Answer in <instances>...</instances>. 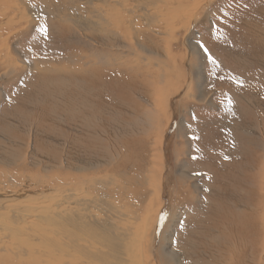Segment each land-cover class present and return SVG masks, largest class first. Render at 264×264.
Returning <instances> with one entry per match:
<instances>
[{
	"label": "rangeland",
	"instance_id": "rangeland-1",
	"mask_svg": "<svg viewBox=\"0 0 264 264\" xmlns=\"http://www.w3.org/2000/svg\"><path fill=\"white\" fill-rule=\"evenodd\" d=\"M204 3L203 8L206 7V2ZM44 6L50 7V2L45 3ZM206 8L205 12L198 10V17L193 25L194 28L191 27L190 35H186L184 29L174 32V40L171 43L172 60L166 64V70L163 65H157L155 56L156 59L152 64H149L148 67L144 66L140 72L148 77L147 80L140 83L141 77L136 82L132 81L130 76H126L128 80L122 79L120 88L123 95L127 96L123 89H127L126 87L129 85L133 88L138 86L136 90L143 91L144 95H136L131 102H128L127 99H119L120 95L117 91H115L116 94L108 93L111 95L110 101L113 103L110 102L106 108L99 110L98 122L94 123L96 125L94 129L100 134L99 139L101 140L96 141L95 144L89 141L91 144L87 145L89 147L85 148L84 153L75 150L71 153L67 152L65 145L63 146L61 141H58V134L61 132L55 133L53 137L49 134V138L37 133L39 144L34 139V131L36 132L40 128L36 127L30 134L27 131L35 125V120L42 112L32 110L29 114L30 118L17 115L23 108L16 109L15 113H12V107L16 105L14 101L19 96L20 90H24L21 92L26 94L29 92L27 82L30 77L22 71V74L16 77L1 79L0 186L8 183L11 190L16 189L19 193H23L24 198L34 196L38 194L37 191L41 189L42 185L32 184L29 179L23 177V173L32 172V176H37L39 173L54 172L60 165L61 154H65L63 157L65 161L67 160L66 156L70 155L73 158L72 161H69L72 166L86 165V169L91 171L92 176H98V180H101L104 174H109V170L112 171L114 179L109 178V181L113 185H109V183L105 186V191H100L102 193L98 195V201H100L97 210L103 214L105 212L103 209H108L105 205L107 200V203L111 201L113 205L117 206L116 210L122 212L124 203L135 200L131 199L129 187L137 184L138 181L140 184H137L138 187L134 193L135 191L136 193L145 192V195L141 201L136 199L134 202L142 207L147 204L149 194H154V191H150L152 187L148 182L150 179L154 182V178H159L158 169L162 167L164 168V177L161 193H163L160 204H156L153 208L155 212L160 206L154 248L157 254L161 255L165 264H207V260H210L212 264L214 261V264H223L226 261H235L237 257L239 259L236 264H242L244 260L252 258L259 264H264V101L253 96L256 86L261 89L264 96V48L253 50L251 45L243 40H234V45H227L228 42H225L224 34L230 35L231 29H234L230 23L232 19L239 20V23L234 24V26H240L241 29L238 32L244 31L240 24L247 20L243 18L252 12L251 2L247 4L246 1H242L238 4L236 0H214ZM77 9L82 12L78 7ZM134 13L135 15H132L130 20H136L134 22L136 29L148 28L147 25L145 28L143 27L146 23L140 20L138 12ZM254 13L252 14L254 15ZM258 23L264 24V19L259 20ZM157 31L162 34L158 41L162 42V46H164L163 41L167 37L166 27H159ZM34 33L33 30L29 35H26L28 34L26 31L20 32L19 36L17 35L11 40L10 48L24 49L26 43L33 37H37V35L34 36ZM55 33L60 34V31ZM55 33H48L44 39L54 45L50 37L55 40ZM223 37L224 46H227L220 51L218 43ZM217 38H219L218 43H216ZM183 40H185V45L182 43ZM126 41L131 42L130 39ZM56 45L58 46L59 43ZM112 50L114 55L122 57V61L134 62L139 58V61L148 64L137 53L130 54L132 50H116V54L114 49ZM252 56H256V58ZM207 60L208 64H206ZM175 62L176 67L173 68L171 63ZM211 62L212 64H210ZM151 65L152 67H150ZM248 67L249 69H247ZM124 72L131 74L127 70ZM124 72L120 73L123 75ZM162 72L165 78L163 86L166 88L163 94L167 97V91L178 88L181 91L176 96L171 94L166 99V111L157 120V122L160 121L157 133L150 132V135H144L140 139L128 135L129 131L124 129L130 125H140L142 129V126L147 125L142 123L147 117V112L154 111L151 101L156 96L152 94L149 82H157L154 79L161 76ZM149 73L151 76L152 73L159 74L151 77ZM250 75L252 77L248 79ZM231 84L232 86H230ZM54 86L56 87L51 88L58 90L57 85ZM229 86L233 90L227 91L226 88ZM185 95L186 97H184ZM44 96L48 98V96ZM115 101L118 103L115 104ZM245 104L247 108L244 107ZM50 108L52 107H48L47 110ZM49 112L54 113L55 110L50 109ZM114 118L119 120L115 122V126L118 127L116 132L113 131ZM255 118L260 122L261 128L254 130V125H260L254 123ZM53 124L55 125V123ZM112 131L113 133H110ZM77 136L79 138V136H83V133L78 132ZM161 136L162 145L159 143ZM83 139L90 140V137L85 135ZM246 140L249 141L246 142ZM77 143L80 144V142ZM110 150H112V154L117 150L115 160H108L107 156H103L105 153L104 155H109L111 158ZM229 150L233 152L228 153ZM252 155L258 158L257 162L255 161L253 164L252 159L249 158ZM105 160L107 162L103 163ZM103 164L106 167L103 168ZM134 172L135 175H140V180L137 176L134 177ZM151 174L153 178H151ZM101 183L105 184L103 180ZM220 183L222 184L220 185ZM216 194L218 196L223 194L224 197L218 198ZM101 198L105 200L104 204H101L103 202ZM215 198L219 201L220 199L224 200L221 202V206L214 204ZM111 199H114L115 202ZM213 212L217 216H213ZM171 213L175 214L173 220H170ZM221 215L224 217L223 222L219 225L213 224L214 218H220ZM220 225H224L231 231H227L230 233L226 238V234L221 233L224 229L216 227ZM242 229L244 233L241 232ZM236 232L240 234L237 235ZM218 234L219 236L224 235V249H222V245L221 248L216 245ZM229 241L237 244V248L240 247V256L230 254L232 249Z\"/></svg>",
	"mask_w": 264,
	"mask_h": 264
},
{
	"label": "bare ground",
	"instance_id": "bare-ground-1",
	"mask_svg": "<svg viewBox=\"0 0 264 264\" xmlns=\"http://www.w3.org/2000/svg\"><path fill=\"white\" fill-rule=\"evenodd\" d=\"M213 1L0 0V80L16 77L22 74V71L30 77L27 82L29 92L26 91L28 92L26 94L21 92L24 90H20L19 96L14 101L16 105L12 107V113H15L16 109L23 108L17 115L30 118L29 114L32 110H40L42 114L35 120V125L27 131L30 134L36 127L40 128V130L34 131V139L39 144L37 133L49 138V134L53 137L55 133L61 132L58 134V141H61L63 146L65 145L67 152L71 153L75 150L84 153L85 148L89 147L87 145L92 142L95 144L96 141L101 140L99 139L100 134L94 129L96 128L94 123L98 122L99 110L106 108L110 102L113 103L110 101V94H116L115 91H117L120 95L119 99L124 98L128 102H131L136 95H144L143 91L136 90L138 86L133 88L131 85L127 86V89H123L127 96L123 95L120 88L122 79L128 80L126 76H130L132 81L136 82L141 77L140 83L147 80L148 77L140 72L144 66L148 67L149 64H152L156 59L155 56L157 65H163L165 68L166 64L172 60L171 43L174 40V32L184 29L186 35H190L191 27L196 23V17H198V10L205 12L208 4L211 5ZM242 1H246L247 4L251 2L252 8V12L243 18L247 20L240 24L244 28V33L238 32L241 28L234 24L239 23V20L234 18L230 21L234 29H231L230 35L224 34L225 42H228L227 45H234V40H243L250 44L253 50L264 48V24L258 23L259 20L264 19V0H236L238 4ZM48 2H50V7H45L44 4ZM204 2H206V7L203 8ZM134 12H138L140 20L146 23L143 27L145 28L147 25L148 28L136 29V23L134 24L136 20H130L132 15H135ZM253 12H255L254 15ZM162 26H165L167 30L165 32L167 37L163 41L164 46H162V42L158 41L162 34L157 31ZM250 27L252 29H249ZM32 30L35 32L34 36L37 35V37H33L26 43L24 49L10 48L11 40L17 35L19 36L20 32L26 31L28 32L26 35H29ZM58 31L60 34L55 33ZM48 33H55V40L50 37L54 45L44 39ZM185 38L187 37L185 36ZM128 39L131 42H127ZM217 39L216 43L219 41V38ZM57 43H59L58 46ZM182 43L185 45V40ZM218 46L220 51L226 47L224 46V37ZM112 49L115 54L116 50H132L130 54L137 53L148 64L139 61V58L134 62L122 61V57L114 55ZM256 56L252 57L256 58ZM234 60L237 61L235 58ZM208 63L207 60L206 64ZM171 66L175 68L176 62L171 63ZM214 68L216 67L214 66ZM125 70L131 74H125ZM120 72H124V74L122 75ZM158 74L152 73L151 76L149 73L151 77L158 76ZM163 75L164 73L155 77L154 80L157 82H149L152 94L156 96L151 101L154 111L147 112V117L144 116L145 120L143 123L141 122L147 125L142 126L143 129L140 125H130L124 129L129 131L128 135L140 139L150 132H158L160 121L157 122V120L166 111V99L171 94L176 96L181 91L180 88L172 89V91H167L166 97L163 94L166 90L163 86L165 82ZM165 76L167 77V75ZM250 77L252 76L250 75L248 79ZM55 84L58 90L51 88L56 87ZM230 86L226 88L227 91L232 89ZM253 96L264 101V96L258 86L254 89ZM117 103L118 101H115V104ZM45 107H52L50 109L55 112L50 113V109L47 110V108L43 110ZM244 107L247 108L246 104ZM116 120L114 118V132L118 131V127L115 126ZM254 123L260 124L256 118ZM90 125H94L91 127L93 131L89 127ZM256 128H261V124L254 125L253 129ZM78 132L83 133V136L78 138ZM85 135L90 137V140H84ZM77 142L80 144L78 145ZM139 142L141 141L139 140ZM159 143L163 144L162 136ZM231 151L229 150L228 153ZM116 152L113 155L110 150L111 158L109 155H104L105 153L103 156H107L108 160H115ZM119 155H121L120 152ZM63 157L65 154H61L60 165L54 172L39 173L37 176H32V172L23 173V177L29 179L32 184L42 185L41 189L39 188L40 190L37 191L38 194L34 196L24 198L23 193H19L16 189L11 190L8 183L0 186V264H165L161 255H158L154 248L160 206L158 209L155 208V212L153 210L156 204H160L163 193H161V186L164 168L158 169L161 179L159 174V178H154V182L152 179L148 182L152 187V190H149L154 191V194H149V200L144 207L134 202L136 199L141 201L145 195V192L136 193L135 191L134 193L138 187L137 184H140L138 181L137 184L129 187L131 199L135 200L132 199L133 202L124 203L122 212L121 210L117 211V206L113 205L111 201L107 203V200L101 198L103 201L101 204H104L105 201V205L108 207V209H103L105 212L101 214V211L97 210L100 201H98V195L100 191H105L107 184L113 185L109 178L114 179V174L109 170V174H104L103 178L98 180V176H92L91 171L86 169V165L74 167L69 163L73 160L70 155L66 156V161ZM255 157V155L249 157L252 159V164L257 162L258 158L255 159ZM106 162L105 160L103 163ZM102 167L104 168L106 165L103 164ZM135 174L134 172V177L137 176L140 180V175ZM221 179L223 180V178ZM102 180L105 184L101 183ZM8 181L10 183V180ZM10 185L12 186L11 183ZM112 191L114 192V190ZM124 194L126 193L124 192ZM216 198L214 204L221 206L220 204L224 200L220 199L219 201ZM114 199L111 200L115 202ZM119 203L121 204V201ZM212 215L217 216L214 212ZM174 216L175 214L171 213L170 220H173ZM223 220L224 217L221 215L220 218H214L213 224L219 225ZM216 227L224 229V231H220L222 234H226L225 238L231 232L224 225ZM243 228L245 229L244 226ZM228 230L230 232H227ZM241 232L244 233L243 229ZM224 235L219 236L218 234L216 237L218 239L216 245H219L220 248L222 245V249L225 246ZM229 242L232 249L230 254L239 255L240 247L237 248L238 245L233 244V241ZM238 259L239 257L235 261H226L223 264H236ZM207 261V264H212L210 260ZM242 264H259V262L252 258L244 260Z\"/></svg>",
	"mask_w": 264,
	"mask_h": 264
}]
</instances>
